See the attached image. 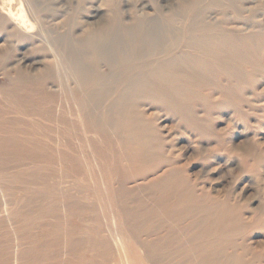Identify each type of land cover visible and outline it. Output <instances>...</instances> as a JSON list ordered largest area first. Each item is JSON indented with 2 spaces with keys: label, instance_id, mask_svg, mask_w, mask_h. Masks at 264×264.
<instances>
[{
  "label": "bare ground",
  "instance_id": "bare-ground-1",
  "mask_svg": "<svg viewBox=\"0 0 264 264\" xmlns=\"http://www.w3.org/2000/svg\"><path fill=\"white\" fill-rule=\"evenodd\" d=\"M23 1L15 11L11 3L0 0L1 40L11 45L28 42L29 48L35 40L45 44L53 62L62 65L65 87L58 83L60 95L53 86L47 91L48 83L58 82L49 68L43 79H37L22 64L12 63L10 51L0 50V70L15 88L10 95L0 88V94L26 115L53 124L52 134L61 123L65 141L61 144L50 134L47 142L43 127L41 133L30 134L23 128L5 131L0 136V165L18 168L16 178L27 183L34 175L24 167L48 158L65 168L57 183L62 179L67 200L42 211L43 218L53 219L47 223L26 204L31 201L27 197L11 211L6 207L13 204L3 199L0 226L6 227L8 235L0 240V264H45L63 256L69 262L58 264H75L72 260L83 244L73 235L82 227L66 230L62 222L85 210L83 206L96 203L116 208L110 213L113 230L97 244L98 264H111L114 258L118 264H129L119 243L125 228L146 249L150 264H264V256L243 238L250 226L264 227V210L249 215L243 196L233 200L225 194L212 195L193 183L174 164L156 119L145 109L149 105L148 109L165 111L189 129L210 135L196 117V105L199 100L209 103L210 92L203 93L207 88L237 102L246 87L256 86L255 76L264 67V30L241 37L226 27L228 22L224 27L207 21L201 0H193L162 15L164 27L156 10L141 13L128 25L113 6L106 24L77 39L71 33L56 32L62 28L57 24L64 21H48L59 16H45L40 0ZM225 1L238 16L247 12L239 0L238 4L237 0ZM104 67L110 77L100 72ZM76 141L98 155L112 176L107 183L111 193L97 195L96 203H87L85 195L71 192L73 184L86 181ZM11 162L15 163L10 166ZM162 166L169 169L159 175ZM104 192L109 191L105 188ZM61 208L68 215L59 213ZM21 220L29 223L25 230ZM20 240L29 241L20 245ZM84 243L89 250L96 247L88 237Z\"/></svg>",
  "mask_w": 264,
  "mask_h": 264
},
{
  "label": "rangeland",
  "instance_id": "rangeland-1",
  "mask_svg": "<svg viewBox=\"0 0 264 264\" xmlns=\"http://www.w3.org/2000/svg\"><path fill=\"white\" fill-rule=\"evenodd\" d=\"M23 0H6L11 3V7L16 11L20 7ZM40 10L44 11L45 16H52L59 19L57 23L64 21V24H57L58 34L71 33L75 38L86 36L91 30H96L110 19L111 9L115 6L122 14L123 20L130 25L135 17L141 13H150L167 15L171 11L178 9L181 2L193 0H40ZM242 9L247 12L238 16L232 10L227 8L228 2L225 0H201L200 8L206 12L207 21L222 25L228 29H235L237 35L246 37L250 34L261 32L264 30V0H239ZM237 0V4H238ZM48 7L57 11L54 15ZM221 8V9H220ZM106 24V23H105ZM183 24L179 22V26ZM166 25L163 20L162 27ZM178 26V25H177ZM245 34V35H244ZM1 40V36H0ZM28 42L22 43H6L0 41V50L10 51L13 55L12 63H18L24 66L27 72L31 71V75L37 79H43L44 71L49 68L53 78L58 79L56 84H47V91L60 95L57 87L58 83L65 87L62 65L53 62L52 51L38 40L31 42V47L27 46ZM263 72L255 76L256 86L254 88L244 89V97L237 102H230L223 98L222 93L207 88L203 93L208 94V102L205 104L202 100L196 105V117L206 124L210 135L201 134L200 131L189 129L185 124L178 121V117L168 114L165 111L155 107H146L147 114L152 113L156 119V124L160 127L163 140L166 144L168 152L174 157V164L183 168L193 183L198 187H205L212 195L225 194L235 200V196H243L246 213L251 211L264 210V67ZM105 76L110 77L107 69L104 67L100 70ZM9 81L0 70V88L7 90L8 94L13 93L15 88L9 86ZM246 86V85H245ZM49 88V89H48ZM213 102L212 105H209ZM232 104V105H231ZM63 105V104H62ZM236 105V106H235ZM27 112V111H26ZM28 114V112H27ZM62 114V112H60ZM61 117L64 118L62 114ZM39 120L35 116H28L19 109L8 97L5 99L0 94V126L4 127V131H17L21 128L29 131L31 134L41 133V127L45 128V140L49 142L51 135L57 138L61 144H64L65 134L61 123L56 125V132L50 133L53 126L49 121ZM19 122H22L18 124ZM10 123V124H9ZM41 125V126H39ZM46 125V126H45ZM49 125V126H48ZM52 125V126H51ZM25 126V127H23ZM58 131V133H57ZM51 134V135H50ZM21 135V134H19ZM32 138V136H29ZM76 149L82 152L77 155L78 160L82 164L85 171L86 181L83 184L79 182L73 184V194L85 195L83 201L87 203H96L97 195H107L111 193L108 188V181L111 180V174L106 170V165L102 164L99 156L89 151L85 144L78 141L73 142ZM78 144V145H77ZM64 150V148H62ZM93 156V157H92ZM94 158V159H93ZM15 162H11L12 166ZM0 216H3L2 206L3 199L10 201L12 205L6 207L10 211L23 203L30 204L37 213V218L43 222L50 223L51 218H43V210L53 205H61L67 199L65 193V184L62 179L57 183L58 178H63L61 171H65L63 166L53 165L48 158L43 161L28 164L24 169H28L34 176V180L22 183L18 181L16 176L19 169H7L8 167L0 165ZM169 169L162 166L158 174H162ZM61 170V171H60ZM27 172L26 170H23ZM52 171V174L48 172ZM22 174V172H20ZM147 182V181H146ZM75 187V189H74ZM105 188L109 192H104ZM90 189L93 193H89ZM87 191L82 194L80 191ZM71 194V193H70ZM72 195V194H71ZM110 195V194H108ZM144 195V194H143ZM240 200V199H239ZM14 207V208H13ZM85 210L78 215L66 219L62 222L63 229H71L82 227V230L73 235V238L80 241L83 246L76 250V258L73 259L75 264H98L100 257L99 244L102 238H107L109 231L113 230V224L110 213L115 207L104 205L101 203L83 206ZM244 211V213H245ZM62 215L68 212L63 208L60 209ZM250 215V214H249ZM247 216V215H246ZM24 230L29 223L23 222ZM35 230L34 232H38ZM85 232H88L86 234ZM122 240L119 241L120 246L124 247L125 259L129 264H150L147 260L148 252L134 239L133 233L128 229L121 231ZM8 235L6 227L0 226V240H6L3 236ZM120 235V234H119ZM96 243V247L92 250L86 248L84 239ZM247 243L255 246V251L264 256V227L259 224L250 226V229L243 236ZM29 241V240H26ZM26 241L20 240V245L27 244ZM146 255V258H145ZM67 256L61 259H50L45 264H58L69 262ZM71 261V262H72ZM111 264H118L114 258ZM126 264V262H122Z\"/></svg>",
  "mask_w": 264,
  "mask_h": 264
}]
</instances>
